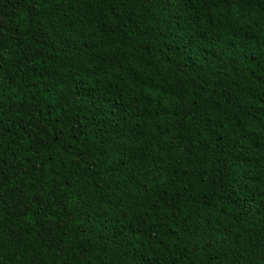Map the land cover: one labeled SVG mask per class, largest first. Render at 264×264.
I'll return each instance as SVG.
<instances>
[{
	"label": "trees",
	"instance_id": "obj_1",
	"mask_svg": "<svg viewBox=\"0 0 264 264\" xmlns=\"http://www.w3.org/2000/svg\"><path fill=\"white\" fill-rule=\"evenodd\" d=\"M0 264H264V0H0Z\"/></svg>",
	"mask_w": 264,
	"mask_h": 264
}]
</instances>
